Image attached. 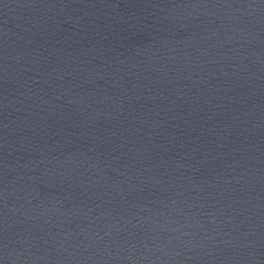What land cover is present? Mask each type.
<instances>
[{"label": "water", "instance_id": "obj_1", "mask_svg": "<svg viewBox=\"0 0 264 264\" xmlns=\"http://www.w3.org/2000/svg\"><path fill=\"white\" fill-rule=\"evenodd\" d=\"M0 264H264V0H0Z\"/></svg>", "mask_w": 264, "mask_h": 264}]
</instances>
